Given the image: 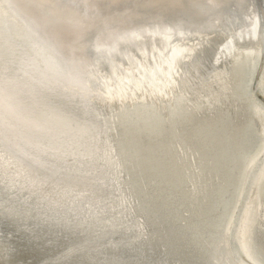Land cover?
I'll return each instance as SVG.
<instances>
[{"label":"bare ground","instance_id":"1","mask_svg":"<svg viewBox=\"0 0 264 264\" xmlns=\"http://www.w3.org/2000/svg\"><path fill=\"white\" fill-rule=\"evenodd\" d=\"M253 1L0 0V264H264ZM220 126L243 159L210 230Z\"/></svg>","mask_w":264,"mask_h":264},{"label":"water","instance_id":"2","mask_svg":"<svg viewBox=\"0 0 264 264\" xmlns=\"http://www.w3.org/2000/svg\"><path fill=\"white\" fill-rule=\"evenodd\" d=\"M258 1L259 0L253 1L256 6L257 4H259ZM258 15L260 16V12H258ZM234 24H238V21L237 22L233 21V24L229 25V28L234 27ZM263 46H264V42H263ZM260 63H261L260 60L257 61V63L255 64V67L251 68L252 70L249 71L250 73L249 76L251 77V80L247 83V92L251 90L257 96L264 99V92L259 91L256 88H254V81L259 73ZM224 130H226V128L220 126L219 129H217L216 131L212 133V136L210 135L209 140L210 139L214 140L215 138L222 137L225 132ZM254 133L255 131H254L253 126L251 124H247L244 129V136L241 140V143L243 147L251 148L250 149L251 152L248 155L243 156V158L245 157L247 158L250 154H252L254 150V146H256L255 138L257 140L258 137L254 136ZM223 137L227 140V143L224 144L221 148L219 146L220 148L219 151L216 153L215 158L212 159L213 163H215V165L212 168H213V171H215L214 173L217 174V177L216 175H214L215 182H220V185H219V188L212 191V194L208 201L209 203L207 202L208 205L206 206V212H204L207 214V222L205 220V226H209L210 230L215 229L217 225L218 227L222 225L221 222H224L226 217L228 216V213H229L232 201H233V195H234V190L233 188H231V185L234 186L235 184H237L235 173L233 172V170L235 166L238 163H240L241 160L243 159L242 156H239L237 154L236 149H238V146L236 147L233 146L232 143L230 142L231 139L230 138L228 139L227 135ZM165 175H166V172L164 173V176ZM174 184L175 182L173 180V182L169 183V187H171L172 185H173L172 188L175 187ZM218 199L220 200L224 199V203H220ZM217 201L218 203H216ZM203 203H204V199L202 200V205L196 204L199 206H197L198 208H196L194 212L192 209V214L199 212V210H200V213L202 214L205 208V207H202L204 206ZM200 208L203 210H201ZM213 226H215V228H212ZM193 234L195 238L192 236ZM199 237H201L199 230L192 231L191 235H185V234L181 235L179 247L177 248V250H179V252L184 253V255L186 256L191 255V254L195 255V253H198V252L203 253L204 251L201 249V246L203 247L202 239L201 238L198 239Z\"/></svg>","mask_w":264,"mask_h":264}]
</instances>
